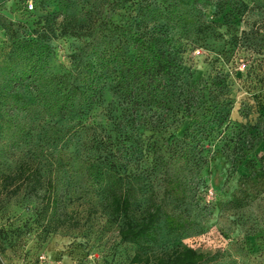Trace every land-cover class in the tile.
Returning a JSON list of instances; mask_svg holds the SVG:
<instances>
[{
    "label": "rangeland",
    "instance_id": "1",
    "mask_svg": "<svg viewBox=\"0 0 264 264\" xmlns=\"http://www.w3.org/2000/svg\"><path fill=\"white\" fill-rule=\"evenodd\" d=\"M119 1L121 8L111 19L128 22L133 31L163 34L166 44L179 51L180 69L159 96L161 108L134 120L121 115L111 78L95 76L103 85L101 99L65 140H48V127L56 121L48 118L32 122L18 117L23 133H0V177L29 162L44 183L37 196L25 188L11 194L16 185L0 190V263L130 264L135 247L119 241L105 182L89 174L93 163L101 173L106 171V145L117 136L123 142L124 185L135 212L162 205L186 221L179 232L162 226L151 255L187 246L211 255L215 264H264V0H211L204 7L185 8L193 21L188 27L169 12L170 0ZM98 11V4L86 0H0V67L11 23L25 34L42 28L37 32L51 49L49 72L67 68L84 37L71 36L63 15L77 28ZM109 54L90 60L91 71L103 74ZM189 103L206 133L244 129L251 149L232 163L220 152L221 136L199 135L192 146L204 149L205 164L184 176L183 198L171 203L162 198L163 161L171 147L188 142L183 137L191 122L182 113ZM216 113L225 117L222 125L221 117L214 119ZM65 124L72 126L60 122ZM252 135L259 140L251 143ZM49 193L58 199L55 215L51 207L42 212ZM61 215H68L71 224H60Z\"/></svg>",
    "mask_w": 264,
    "mask_h": 264
},
{
    "label": "trees",
    "instance_id": "2",
    "mask_svg": "<svg viewBox=\"0 0 264 264\" xmlns=\"http://www.w3.org/2000/svg\"><path fill=\"white\" fill-rule=\"evenodd\" d=\"M86 1L98 4L100 11L92 13L77 28L72 18L63 15V22L67 21L66 24L70 27L66 30H69L71 36H83L84 39L79 49L70 55L69 66L61 67L57 72H49L51 49L44 37L37 32L42 28L25 34L16 31L11 23L7 25L9 45L0 67V126L5 129H1L0 133L13 130L23 133L26 129L24 126L21 128V123L16 120L18 117L32 122L48 118L56 120L52 126L47 125L48 140L54 144L65 140L70 136L71 129L80 125L81 118L101 99L103 85L95 81V76L111 78L112 90L119 100L123 117L134 120L138 114L161 108L162 99L159 96L163 90H169L182 63L178 49L170 48L163 34H152L149 31L145 33L143 29L133 31L128 22L111 19V15L121 8L119 0ZM210 1L170 0L168 9L182 26L188 27L193 21L184 9L204 7ZM32 9L33 5L30 3L29 11ZM106 54H109V64L102 68L107 70L103 74L91 71L94 63L91 64L90 60H101ZM195 108L193 103L185 104L182 113V117L191 122L188 133L183 137L188 142L171 147L163 161L162 198L171 203H179L183 198L184 176L193 175L195 169H201L205 164L204 149L192 146L193 140L199 135L206 134L211 138L221 136L220 152L232 163L243 159L251 149V145L247 146L245 142L244 129L229 128L224 134L210 129L206 133L199 123L200 117L193 116ZM225 116L228 118L227 112ZM206 117L205 115L204 118ZM213 117L218 121L221 115L216 113ZM224 119L225 117H221L219 125H222ZM60 122L72 126L60 125ZM250 139L253 143L259 137L252 135ZM108 141L106 148L110 158H107L106 171L101 173L98 165L93 163L89 167V174L105 182L109 214L119 224V241L135 247L130 264H215L211 255L187 246L176 247L163 255L153 256L149 253L162 226L169 232H179L184 229L186 221L162 205H153L140 214L135 212L124 185L126 174L121 172L122 139L116 136ZM13 185L16 187L11 194L25 188L37 196L44 183L31 163L21 162L0 177L1 191H7ZM49 185L52 186L51 182ZM46 206L42 212H47L48 207H51V214H56L58 199L54 194L49 193ZM57 220L60 224H71L68 215L58 216Z\"/></svg>",
    "mask_w": 264,
    "mask_h": 264
}]
</instances>
